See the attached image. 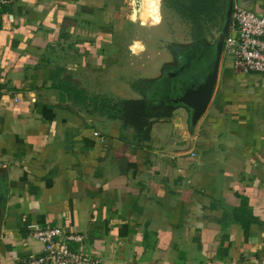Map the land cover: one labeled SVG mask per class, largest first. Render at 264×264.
Here are the masks:
<instances>
[{"label":"crops","instance_id":"obj_1","mask_svg":"<svg viewBox=\"0 0 264 264\" xmlns=\"http://www.w3.org/2000/svg\"><path fill=\"white\" fill-rule=\"evenodd\" d=\"M222 2L220 27L264 10ZM163 21L156 0L0 7V264L43 253L31 225L82 236L91 264H264V77L221 55L196 117L207 67L182 71ZM166 97L147 139L107 105Z\"/></svg>","mask_w":264,"mask_h":264},{"label":"built area","instance_id":"obj_2","mask_svg":"<svg viewBox=\"0 0 264 264\" xmlns=\"http://www.w3.org/2000/svg\"><path fill=\"white\" fill-rule=\"evenodd\" d=\"M15 0H0V7ZM223 57L229 58L241 73L264 77V10L253 12L234 5L230 14L227 34L222 45ZM97 136V133H94ZM30 235L44 245L43 253L24 259L19 264H91L80 249L83 237L67 233L59 227H28ZM80 247V246H79Z\"/></svg>","mask_w":264,"mask_h":264},{"label":"rangeland","instance_id":"obj_3","mask_svg":"<svg viewBox=\"0 0 264 264\" xmlns=\"http://www.w3.org/2000/svg\"><path fill=\"white\" fill-rule=\"evenodd\" d=\"M156 1L157 4L162 9V13L164 17L163 24L160 27L156 28L158 31L156 34L159 37L162 36L161 39L165 41V43H169V42L184 43V63L188 61L187 58L188 54L191 55L194 50L195 52L201 50L200 46H198L199 43L203 44V42H205L206 45H208L210 52H212L215 49L214 47L215 43L213 42L215 41L216 38V31L221 26V24L219 19H217L216 10L215 8H213V6L207 5L205 10H202L203 15L200 16L202 8L198 6L199 0H198V4L196 3V0H156ZM209 1L214 3L213 4L214 7L217 8L216 6L217 4H215L217 2L216 0H209ZM192 13L196 16V19L199 21L196 24L194 20L190 17V14ZM203 47H205V45H203ZM165 48L167 51V46ZM164 53L167 54V52H165V49H164ZM214 54L211 56V58L206 59V61H208L206 75H209L212 69L211 63ZM185 59H187V61H185ZM197 68L199 69L197 63H193L191 65V69L197 70ZM139 86L138 84H136L134 90H137ZM162 103L163 105L160 104L153 106L158 107L161 112L165 111L169 109L170 106H172L171 97H166L165 99L162 100ZM107 105L111 113L113 112V114H115L116 112H118L117 108H114L116 106V103L111 104L107 102Z\"/></svg>","mask_w":264,"mask_h":264},{"label":"trees","instance_id":"obj_4","mask_svg":"<svg viewBox=\"0 0 264 264\" xmlns=\"http://www.w3.org/2000/svg\"><path fill=\"white\" fill-rule=\"evenodd\" d=\"M216 1L217 2L215 4H217V8L214 7V3L210 2L209 0H199V4L198 0H196L198 6L202 8L200 16L203 15L202 10H205L207 5H210L215 8L217 19H219V21H222V18L224 16L222 12L223 2L222 0ZM190 17L194 20L195 24L199 22L193 13L190 14ZM114 108H117L118 112L116 113L123 121L124 126L133 128L140 139H147L149 127L155 120L171 117V112L169 110L161 112L158 107L153 106L146 100H122L116 103V106Z\"/></svg>","mask_w":264,"mask_h":264},{"label":"water","instance_id":"obj_5","mask_svg":"<svg viewBox=\"0 0 264 264\" xmlns=\"http://www.w3.org/2000/svg\"><path fill=\"white\" fill-rule=\"evenodd\" d=\"M229 16H230V13H229ZM229 20H230V17H229ZM227 29H228V25H223L222 27H220V29L216 33L215 46H214L216 61L206 81H204L203 85L200 86L202 87V90L199 93H197V95L195 96V99L191 100V98H189L188 95L185 96L187 97L188 105L190 104L195 110L196 117L204 113L207 105L209 104L211 100L212 93L215 87V76H216L217 64H218L219 58L221 57L222 45H223L224 38L227 34ZM189 101L192 103H189Z\"/></svg>","mask_w":264,"mask_h":264},{"label":"flooded vegetation","instance_id":"obj_6","mask_svg":"<svg viewBox=\"0 0 264 264\" xmlns=\"http://www.w3.org/2000/svg\"><path fill=\"white\" fill-rule=\"evenodd\" d=\"M177 42H170L169 44H167V52L168 54H170V56L175 59H177L178 61L181 62L182 65V71L184 72V43H177ZM199 43L198 46H200V51H193V55L188 54L187 58L188 61L186 62L185 66L187 67V69L189 70V75L191 77H193L192 75L197 74L202 68H204L205 66L207 67L208 61H206V59L211 58L213 52H210V49L208 48V45H206L205 42ZM203 45H205V47H203ZM187 49V48H186ZM185 49V50H186ZM193 63H197V66L199 67V69H191V65ZM181 77V76H180ZM193 79V78H192ZM194 80V79H193ZM179 84L181 83V85H184V80L182 78V80L180 81V79L178 80ZM195 81V80H194ZM196 83L198 81H195ZM180 89V88H179ZM184 91V89H183Z\"/></svg>","mask_w":264,"mask_h":264}]
</instances>
